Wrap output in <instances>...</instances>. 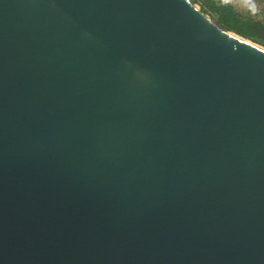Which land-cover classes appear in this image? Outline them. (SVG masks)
Instances as JSON below:
<instances>
[{"label":"water","instance_id":"95a60500","mask_svg":"<svg viewBox=\"0 0 264 264\" xmlns=\"http://www.w3.org/2000/svg\"><path fill=\"white\" fill-rule=\"evenodd\" d=\"M0 264H264V46L193 0H0Z\"/></svg>","mask_w":264,"mask_h":264},{"label":"trees","instance_id":"16d2710c","mask_svg":"<svg viewBox=\"0 0 264 264\" xmlns=\"http://www.w3.org/2000/svg\"><path fill=\"white\" fill-rule=\"evenodd\" d=\"M220 26L264 46V24L255 20L254 11H237L229 0H193Z\"/></svg>","mask_w":264,"mask_h":264},{"label":"rangeland","instance_id":"374dc122","mask_svg":"<svg viewBox=\"0 0 264 264\" xmlns=\"http://www.w3.org/2000/svg\"><path fill=\"white\" fill-rule=\"evenodd\" d=\"M239 12L254 11V18L264 24V0H229ZM200 6L199 3H196Z\"/></svg>","mask_w":264,"mask_h":264}]
</instances>
